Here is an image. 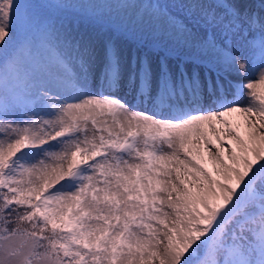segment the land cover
<instances>
[{
	"label": "snow or ice",
	"instance_id": "obj_1",
	"mask_svg": "<svg viewBox=\"0 0 264 264\" xmlns=\"http://www.w3.org/2000/svg\"><path fill=\"white\" fill-rule=\"evenodd\" d=\"M0 264H264V0H0Z\"/></svg>",
	"mask_w": 264,
	"mask_h": 264
},
{
	"label": "rangeland",
	"instance_id": "obj_2",
	"mask_svg": "<svg viewBox=\"0 0 264 264\" xmlns=\"http://www.w3.org/2000/svg\"><path fill=\"white\" fill-rule=\"evenodd\" d=\"M100 38L103 39L104 38L103 35H101ZM116 39L118 40V42H122L123 39H125V38H116ZM128 43L133 44V51H135V47H136L135 43L133 41H131L130 39L128 40ZM125 51L127 52V47L126 46H125ZM153 55H155V54H153ZM231 79L236 80V79H238V77L233 76V77H231ZM205 166L208 167L209 170L211 169V165L209 163H206Z\"/></svg>",
	"mask_w": 264,
	"mask_h": 264
}]
</instances>
